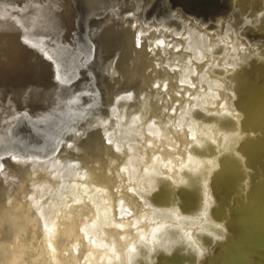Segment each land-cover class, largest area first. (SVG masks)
<instances>
[{
  "label": "bare ground",
  "instance_id": "1",
  "mask_svg": "<svg viewBox=\"0 0 264 264\" xmlns=\"http://www.w3.org/2000/svg\"><path fill=\"white\" fill-rule=\"evenodd\" d=\"M143 11L100 33L129 91L57 169L31 157L36 205H0L8 264H264V0Z\"/></svg>",
  "mask_w": 264,
  "mask_h": 264
},
{
  "label": "water",
  "instance_id": "2",
  "mask_svg": "<svg viewBox=\"0 0 264 264\" xmlns=\"http://www.w3.org/2000/svg\"><path fill=\"white\" fill-rule=\"evenodd\" d=\"M154 1L0 0L1 208L36 205L37 199L26 196L32 188L24 180L31 157L36 169L43 164L57 169L58 162H64L59 156L70 157L68 152L75 150L67 144L79 137L85 140L84 124L94 123L99 108L130 88L115 79V65L108 77L103 76L98 54L117 47L108 45L100 33L103 26L111 29L107 21L112 11L128 14L121 17L127 21ZM85 156L89 161L90 155ZM4 214L0 212V231ZM3 232L0 264H8L9 247L1 240L8 231Z\"/></svg>",
  "mask_w": 264,
  "mask_h": 264
}]
</instances>
